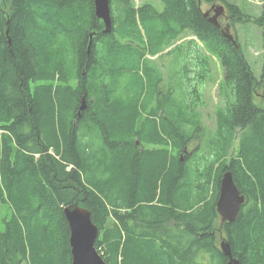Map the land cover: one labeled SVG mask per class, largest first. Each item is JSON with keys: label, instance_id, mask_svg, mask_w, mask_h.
I'll return each mask as SVG.
<instances>
[{"label": "trees", "instance_id": "obj_1", "mask_svg": "<svg viewBox=\"0 0 264 264\" xmlns=\"http://www.w3.org/2000/svg\"><path fill=\"white\" fill-rule=\"evenodd\" d=\"M94 1L0 0V264H71L78 200L107 264H227L223 241L264 264V106L236 35L204 15L218 0H111L108 34ZM213 59L230 98L215 130L199 111ZM227 170L247 196L232 223Z\"/></svg>", "mask_w": 264, "mask_h": 264}, {"label": "water", "instance_id": "obj_2", "mask_svg": "<svg viewBox=\"0 0 264 264\" xmlns=\"http://www.w3.org/2000/svg\"><path fill=\"white\" fill-rule=\"evenodd\" d=\"M96 16L104 21L105 33H109L113 29V20L111 16V0H95ZM215 6H212V8ZM225 12L224 5L218 4L215 14L211 15V10L205 11L204 15L209 17V21L216 26H221L218 18ZM7 36L9 37V21H7ZM223 34L229 38L234 44L237 41L227 26ZM89 45V51H90ZM87 102L82 99L80 111L86 109ZM247 196L241 193L238 188L234 174L231 170L223 173L220 180L219 197L216 201L217 212L222 222H235L239 217L242 206L245 204ZM80 200L74 204L64 207V213L70 226V247L72 261L71 264H107L96 248V241L99 237L100 229L93 221L91 211L79 205ZM221 248L225 256L228 257L227 264H241L240 260L233 256L230 243L223 241Z\"/></svg>", "mask_w": 264, "mask_h": 264}, {"label": "rangeland", "instance_id": "obj_3", "mask_svg": "<svg viewBox=\"0 0 264 264\" xmlns=\"http://www.w3.org/2000/svg\"><path fill=\"white\" fill-rule=\"evenodd\" d=\"M144 3H152L158 9L163 8L161 0H135L137 7ZM213 4H222L227 7V14L230 13L228 4H236L242 11L243 18H236L231 21L230 31L236 35V38L246 51L247 59L252 64L256 77L258 79L256 89V102L259 106H264V80L262 78V69L264 63V26L258 24V20L264 14V0H218L214 3L203 2V8L208 10ZM233 17H229V20ZM220 23L225 25L228 23L224 17L220 19ZM190 35V34H189ZM191 38V37H190ZM100 55L98 58L102 57ZM212 76L214 81L204 87L203 101L199 108L204 123L211 129L215 130L217 125L218 111L221 108H227L230 103L228 93L221 88L222 80L225 78V69L222 67L218 59H213ZM76 83V80H73ZM85 132H89L86 131ZM240 136L241 131H238ZM239 139H237L236 148L231 152V157H237L239 154ZM4 210L0 209V218L4 215Z\"/></svg>", "mask_w": 264, "mask_h": 264}, {"label": "flooded vegetation", "instance_id": "obj_4", "mask_svg": "<svg viewBox=\"0 0 264 264\" xmlns=\"http://www.w3.org/2000/svg\"><path fill=\"white\" fill-rule=\"evenodd\" d=\"M217 5L218 4H213L212 6H215V7H213L212 8V6L209 8V10H211V15H214L215 14V10H216V8H217ZM228 13V11H227V9H226V7H225V12L224 13H222L221 15H220V17L218 18V20H219V22H221L220 21V19L221 18H225L226 20H228L227 22L228 23H226L225 25H223L222 23H221V26H220V28H221V31H222V33L224 32V30H226V27L228 26L229 28H231V18H230V20H229V17H231L232 16V14H227Z\"/></svg>", "mask_w": 264, "mask_h": 264}, {"label": "bare ground", "instance_id": "obj_5", "mask_svg": "<svg viewBox=\"0 0 264 264\" xmlns=\"http://www.w3.org/2000/svg\"><path fill=\"white\" fill-rule=\"evenodd\" d=\"M5 24H6V23H5ZM113 26H114V24H113ZM112 31H113V30H112ZM103 32H104V31H103ZM109 33H110V32H109ZM6 34H7V32H6ZM103 34H104V33H103ZM107 34H108V33H107ZM51 83H52V82H51ZM51 86H53V85H51ZM65 86H66V85H65ZM39 87H40V86H39ZM60 87H61V86H60ZM62 87H64V86H62ZM35 88H37V87H35ZM47 88H48V87H47ZM57 88H58V87L56 86L55 90H56ZM51 90H52V89H51ZM50 93H51V92H50ZM55 93H56V91H55ZM55 93H54V96L56 97ZM82 99H83V98H82ZM86 99H87V98H86ZM86 99H85V100H86ZM57 100H58V102H57V104H58L60 101H59V99H57ZM67 100H68V99H67ZM64 101H66V100H64ZM64 101H63V102H64ZM69 101H70V100H69ZM88 101H89V100H87V102H88ZM53 102H54V101H53ZM71 102H72V101H71ZM71 102H70V103H71ZM54 103H55V102H54ZM64 103H65V102H64ZM68 103H69V102H68ZM81 103H82V100H81ZM71 104H72V103H71ZM66 105H70V104H66ZM58 106H59V105H58ZM77 106H79V105H77ZM58 108H59V107H58ZM69 108L71 109V108H73V107H69ZM73 109H74V108H73ZM77 109H78V108H77ZM86 109H87V108H86ZM54 110H55V108H54ZM73 111H74V110H73ZM73 111H72V112H73ZM58 112H59V110H58ZM72 112H71V114H72ZM59 113H60V112H59ZM80 113H81V112H80ZM58 120H59V114H58ZM58 123H59V122H58ZM79 125H80V124H79ZM60 126H61V125H60ZM82 126H83V125H82ZM81 128H82V127H81ZM83 129H85V128H83ZM86 131H87V130H86ZM84 132H85V131H84Z\"/></svg>", "mask_w": 264, "mask_h": 264}]
</instances>
